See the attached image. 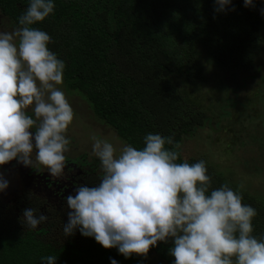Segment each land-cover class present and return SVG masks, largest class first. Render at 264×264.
<instances>
[{
  "label": "trees",
  "instance_id": "1",
  "mask_svg": "<svg viewBox=\"0 0 264 264\" xmlns=\"http://www.w3.org/2000/svg\"><path fill=\"white\" fill-rule=\"evenodd\" d=\"M253 2L254 7L245 8L243 0H232L228 9L216 12L215 0H54V12L34 27L50 35L49 49L64 61L59 87L69 94L73 110L76 101L70 98L84 107L78 115L113 132L121 145L142 148L149 133L174 136L181 145L215 123L185 94L187 83L205 82L212 66L225 76L232 96L226 97L227 104H234L235 91L262 72L264 0ZM28 3L0 0V18L8 31L18 26ZM70 135L72 145L77 144ZM166 148L178 151L177 162H184L179 149ZM201 160L212 188L227 184L237 191L204 159L186 161ZM238 193L258 213L252 235L259 239L264 236V206L248 193ZM49 227L42 233L0 232V264H42L47 256L57 257L56 264H147L135 254L125 259L115 248L104 249L80 232L77 243L45 241L41 234L46 236ZM171 246L170 240L158 242L149 251L163 264H174Z\"/></svg>",
  "mask_w": 264,
  "mask_h": 264
},
{
  "label": "clouds",
  "instance_id": "2",
  "mask_svg": "<svg viewBox=\"0 0 264 264\" xmlns=\"http://www.w3.org/2000/svg\"><path fill=\"white\" fill-rule=\"evenodd\" d=\"M243 2L245 8L254 7L253 0ZM231 3L215 0L214 10L223 12ZM54 8V0H29L18 26L0 31V165L13 160L28 168L38 164L60 177L74 112L59 87L65 63L49 49L50 35L34 27ZM93 141L103 175L98 184L79 185L65 198V237L79 230L125 259L133 254L146 258L151 247L170 240L174 264H264V236L252 235L256 209L242 203L227 184L212 188L203 160L178 163V151L166 148L179 149L174 136L149 133L142 148L125 143L118 155L107 140L94 136ZM8 186L0 175V192ZM36 212L23 210L24 227L35 230L47 221ZM56 259L41 261L56 264Z\"/></svg>",
  "mask_w": 264,
  "mask_h": 264
},
{
  "label": "rangeland",
  "instance_id": "3",
  "mask_svg": "<svg viewBox=\"0 0 264 264\" xmlns=\"http://www.w3.org/2000/svg\"><path fill=\"white\" fill-rule=\"evenodd\" d=\"M0 31H8L1 18ZM262 69L255 82L247 83L235 91L234 104H227V99L232 96L228 95V88L225 89V76L212 66L208 65L205 82L193 86L187 83L189 86L185 87V94L213 118L212 122L215 123L198 129L192 138L181 143L179 150L182 160L204 159L215 166V171L230 181L235 190L248 193L264 206V67ZM64 93L67 98L69 94L66 91ZM70 99L76 101V110H73L74 118L66 133L69 136V130L77 138L75 145L83 154L81 157L87 156L88 163L92 160L100 165L99 159L92 152L94 136L112 143L117 148L118 155L121 144L113 132L103 131L102 127L95 125L85 114L78 115L76 112L84 110V107L76 99ZM221 109L227 115H221ZM72 170L79 175L83 169L77 167ZM20 174L15 171L4 177L9 181V186L0 192V232L14 229L22 233H42L43 223L35 230L24 227L21 223L23 210L32 207L37 210V216L43 213L49 221H52L53 213H47L38 207V194H33L34 187ZM0 175L3 176L1 168ZM58 228L56 223H52V227L48 228L49 233L46 236L41 234L43 239L61 245L66 239L73 243L78 242L79 235L65 237L63 228ZM139 257L147 264H163L150 251L146 258Z\"/></svg>",
  "mask_w": 264,
  "mask_h": 264
},
{
  "label": "flooded vegetation",
  "instance_id": "4",
  "mask_svg": "<svg viewBox=\"0 0 264 264\" xmlns=\"http://www.w3.org/2000/svg\"><path fill=\"white\" fill-rule=\"evenodd\" d=\"M66 136L68 137L67 133ZM81 155L83 154L80 152L79 147L72 145L70 141L69 151L65 153L66 167L63 175L60 177L51 176L47 169L38 164L32 168H28L13 160L5 165H0L3 177L15 171L25 176L29 185L34 187L35 192L33 194H38L37 201H40L38 207L47 213H53L52 221L48 219V221L43 223L42 226L44 228L42 231L52 226V223H56L59 226L58 229L61 230L64 223H67L68 209H65L67 208L65 198L69 194L74 195L77 186H94L102 178L101 166L92 162V160L88 163L87 156L82 158ZM33 159H35V153L33 154ZM77 167L83 169L79 175H76L72 170H75ZM75 234L78 235L79 231L77 230Z\"/></svg>",
  "mask_w": 264,
  "mask_h": 264
}]
</instances>
